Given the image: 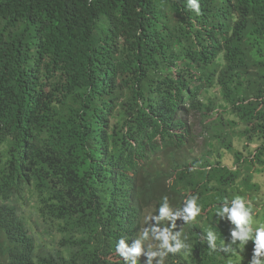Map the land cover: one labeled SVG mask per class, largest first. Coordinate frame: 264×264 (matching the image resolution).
<instances>
[{"label": "trees", "instance_id": "trees-1", "mask_svg": "<svg viewBox=\"0 0 264 264\" xmlns=\"http://www.w3.org/2000/svg\"><path fill=\"white\" fill-rule=\"evenodd\" d=\"M199 3L0 0V264H248L217 212L264 173V0Z\"/></svg>", "mask_w": 264, "mask_h": 264}, {"label": "clouds", "instance_id": "clouds-1", "mask_svg": "<svg viewBox=\"0 0 264 264\" xmlns=\"http://www.w3.org/2000/svg\"><path fill=\"white\" fill-rule=\"evenodd\" d=\"M187 7L192 11L200 14L199 0H186ZM163 203L159 208V214L156 218L159 220L168 219L173 223L177 219L183 222L195 220L201 212V206L197 203V197H189L182 208L173 210L168 203L167 197H163ZM218 220H227L234 227L229 228L228 248L232 245H247L249 241L254 242L252 257L248 264H264V223L255 229L252 227V209L246 204V201L240 196L234 197L230 202L225 203L217 212ZM155 238L160 240L161 247L169 252H176L182 248L187 249L188 244L184 243L180 238V233L172 234L167 228H154ZM144 238H147L145 235ZM209 248H216L217 235L209 230L206 235ZM238 245V246H239ZM116 252L127 261L131 260V264H137V260L141 255L147 257L146 264H152V259L158 253L155 251H145L143 239H135L132 246L129 247L125 238H120L116 244Z\"/></svg>", "mask_w": 264, "mask_h": 264}, {"label": "rangeland", "instance_id": "rangeland-1", "mask_svg": "<svg viewBox=\"0 0 264 264\" xmlns=\"http://www.w3.org/2000/svg\"><path fill=\"white\" fill-rule=\"evenodd\" d=\"M200 140H198V142H200ZM253 183H255V185L259 188V191L254 193L256 196L250 195V197H248V199H250L248 206L251 207L252 212L255 215L253 217L252 224H256V222L264 223L262 221L264 220V173H261L258 175L256 174L253 179ZM254 196H255V199H254ZM143 246L148 249L155 248V240L148 239L143 243ZM144 258L145 260L147 259L146 257ZM152 264H158L157 259L153 258Z\"/></svg>", "mask_w": 264, "mask_h": 264}]
</instances>
